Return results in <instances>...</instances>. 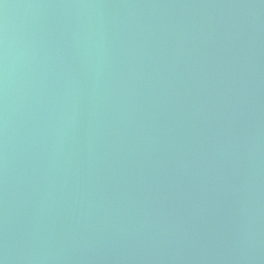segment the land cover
Returning a JSON list of instances; mask_svg holds the SVG:
<instances>
[{
	"label": "water",
	"instance_id": "obj_1",
	"mask_svg": "<svg viewBox=\"0 0 264 264\" xmlns=\"http://www.w3.org/2000/svg\"><path fill=\"white\" fill-rule=\"evenodd\" d=\"M3 264H264V0H0Z\"/></svg>",
	"mask_w": 264,
	"mask_h": 264
},
{
	"label": "clouds",
	"instance_id": "obj_2",
	"mask_svg": "<svg viewBox=\"0 0 264 264\" xmlns=\"http://www.w3.org/2000/svg\"><path fill=\"white\" fill-rule=\"evenodd\" d=\"M0 264H3V261H0Z\"/></svg>",
	"mask_w": 264,
	"mask_h": 264
}]
</instances>
